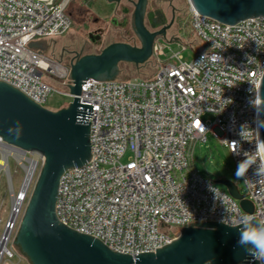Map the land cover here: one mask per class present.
Instances as JSON below:
<instances>
[{"label": "built area", "instance_id": "1", "mask_svg": "<svg viewBox=\"0 0 264 264\" xmlns=\"http://www.w3.org/2000/svg\"><path fill=\"white\" fill-rule=\"evenodd\" d=\"M70 1L0 0V82L44 108L54 93L73 100L69 67L45 57L36 42L68 33ZM187 1L199 42L190 61L184 58L190 44L180 40V50L174 51L172 43L158 40L153 78L84 82L80 103L93 107L91 159L66 170L59 184V221L132 257L172 243L182 232L170 229L188 228L189 222L236 227L242 216L264 219V175L256 174L264 163V145L251 103L259 105L264 75V17L221 24ZM51 65L62 69L57 74L64 80L63 91L43 80L44 73L55 74ZM210 137L228 150L236 169L245 153L255 154L256 164L240 177L253 214L192 165L196 144ZM12 148L24 154L23 167L35 162L31 183L23 191V182L17 194L19 215L44 158ZM16 221L7 225V243Z\"/></svg>", "mask_w": 264, "mask_h": 264}, {"label": "water", "instance_id": "2", "mask_svg": "<svg viewBox=\"0 0 264 264\" xmlns=\"http://www.w3.org/2000/svg\"><path fill=\"white\" fill-rule=\"evenodd\" d=\"M190 1L200 15L221 24L235 25L264 17V0ZM147 6L148 0H137L135 4L133 29L140 47L114 43L99 54L75 56L69 66L73 100L67 107L53 112L0 82L1 141L44 158L14 241L15 249L30 264H259L239 245L237 228L218 222H189L188 228L172 227L173 234L182 232L179 238L155 252L132 257L111 251L95 237L78 233L57 218L61 177L66 170L80 168L91 159L88 120L93 116V107L80 103L82 85L88 80L118 79L122 63L146 64L153 56L157 38H165L171 25L149 31L144 24ZM90 40L97 43L100 36L94 38L91 34ZM258 91L259 105H264V75ZM258 120L264 122V110L258 112ZM261 135L264 140V126ZM216 183L239 201L243 211L254 213V205L244 199L234 183L221 179Z\"/></svg>", "mask_w": 264, "mask_h": 264}, {"label": "rangeland", "instance_id": "3", "mask_svg": "<svg viewBox=\"0 0 264 264\" xmlns=\"http://www.w3.org/2000/svg\"><path fill=\"white\" fill-rule=\"evenodd\" d=\"M122 5L127 6V3L124 2ZM122 5L120 6L121 8ZM120 7L116 10L114 2H109V0H71L67 10L72 18L71 29L62 37L37 40L36 42L40 44L37 49H40L45 57L52 59L56 64L62 67H69L76 55L99 54L105 47L114 43H126L131 46L140 47V41L131 23L124 29L111 24L110 20L114 17L121 21ZM156 9L161 10L165 14L166 22L156 28H152L146 20L145 26L149 31L154 32L171 24L166 31L165 38L160 37L156 41L162 40L164 43H172L171 47L174 51L180 50V40L190 44L193 48L189 45L187 51L184 52L185 60L190 61L196 54L194 49L197 48L199 42L192 30L188 1L158 0L148 2V10ZM116 11L118 13L114 14ZM95 19H98L100 22L95 24ZM99 27L103 28L104 35L99 43L93 44L90 40V34L94 33ZM175 38L178 39L175 40ZM155 64V57H151L146 64L141 66L122 63L119 65L118 79L153 78L157 71ZM50 75L44 73L43 80L55 89L63 91L64 80L57 73H50ZM69 103L70 100L68 98L63 97L60 93H54L45 107L53 112H57L67 107ZM3 144L7 145L4 142ZM2 157L3 154L0 151V161ZM28 157L30 156L28 155ZM192 165L200 175L210 179L219 189L227 191L224 186L216 183L220 179L227 180L234 183L242 195L246 194V186L241 178L236 175L232 156L217 140L210 137L206 144L197 143L194 149ZM7 166V171L0 170V240L6 236L5 233L7 234V225L12 223L13 200L21 190L25 178V171L15 155H8ZM39 171L40 168L37 170L36 176L32 181L29 195L23 203L21 212L17 216L15 229L7 243L8 253L4 254L0 264H30L15 249L14 241ZM11 255H13V258H11Z\"/></svg>", "mask_w": 264, "mask_h": 264}, {"label": "clouds", "instance_id": "4", "mask_svg": "<svg viewBox=\"0 0 264 264\" xmlns=\"http://www.w3.org/2000/svg\"><path fill=\"white\" fill-rule=\"evenodd\" d=\"M251 103L258 112L264 110V105H257L255 100L251 101ZM262 126H264V122L258 121V126L255 130L257 135H259V127ZM261 143H264V140H261ZM234 153L239 155V152ZM244 155L245 159L237 165L236 175L238 177H244L248 169L256 164L255 154L249 155L245 153ZM256 174L258 176L264 175V163L257 165ZM236 228L239 232V245L245 249L252 260L264 264V219H257L252 215L242 216L240 217V224Z\"/></svg>", "mask_w": 264, "mask_h": 264}, {"label": "flooded vegetation", "instance_id": "5", "mask_svg": "<svg viewBox=\"0 0 264 264\" xmlns=\"http://www.w3.org/2000/svg\"><path fill=\"white\" fill-rule=\"evenodd\" d=\"M115 4V9L118 10L119 7L122 5V3H127V6H123L121 8V16L122 19L121 21H119L117 18H112L110 20L111 24L114 26H117L119 28H126L127 25L129 23L134 24V12H135V4L137 3V0H112ZM118 13V11H116L114 14ZM147 20V22L150 24V26L152 28H156L159 25H163L166 22V16L165 14L159 10H148V6H147V10L145 13V18H144V24L145 21ZM100 21L98 19L94 20L95 24H98ZM147 28V27H146ZM148 29V28H147ZM149 30V29H148ZM91 35V34H90ZM104 35L103 32V28L99 27L97 28L94 33H92V37L96 38L97 36H100V40L102 38V36ZM100 41H98L97 43H99ZM97 43H93V44H97ZM74 53V52H73Z\"/></svg>", "mask_w": 264, "mask_h": 264}, {"label": "bare ground", "instance_id": "6", "mask_svg": "<svg viewBox=\"0 0 264 264\" xmlns=\"http://www.w3.org/2000/svg\"><path fill=\"white\" fill-rule=\"evenodd\" d=\"M53 66L54 68H49L50 70L54 71V73H59L62 71L61 67L58 66V65H51ZM0 151L2 152L3 154V157L0 161V170H8V166H7V159H8V155L9 154H13L15 155L21 166L23 167L22 165V162L24 161V154H21V153H18L19 151H17L16 149H13L12 147L8 146V145H5L3 144V142L0 140ZM34 164L35 162H32L30 167H23L24 170L26 171L27 173V176L25 178V181H24V187H23V191L29 186V184L31 183V176H32V171H33V168H34ZM18 195H16L14 197V207H13V215H12V220L11 222H14L17 215H18V210L21 206V201L20 199H18L17 197ZM7 234L5 233V237L3 239L0 240V263L2 261V258L5 254V252L8 250L7 249V238H8V235L10 233V230L7 229L6 230ZM6 245V246H5Z\"/></svg>", "mask_w": 264, "mask_h": 264}]
</instances>
